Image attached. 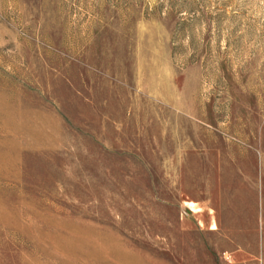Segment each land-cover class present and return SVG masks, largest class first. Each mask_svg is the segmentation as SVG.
Segmentation results:
<instances>
[{"label": "rangeland", "instance_id": "374dc122", "mask_svg": "<svg viewBox=\"0 0 264 264\" xmlns=\"http://www.w3.org/2000/svg\"><path fill=\"white\" fill-rule=\"evenodd\" d=\"M260 189L264 0H0V264H264Z\"/></svg>", "mask_w": 264, "mask_h": 264}, {"label": "crops", "instance_id": "0c3cea01", "mask_svg": "<svg viewBox=\"0 0 264 264\" xmlns=\"http://www.w3.org/2000/svg\"><path fill=\"white\" fill-rule=\"evenodd\" d=\"M237 182V181H236ZM238 183V182H237ZM240 186V185H239ZM261 190V193H262V198H263V196H264V189H260ZM217 193V190H216V192H215V194ZM230 193H235V194H247V192H246V190H245V187L243 188V189H239V187H237L236 185H230ZM203 204H204V202H203V197H200V217L202 216V213H203ZM218 204V203H217ZM217 206V205H216ZM216 210V209H215ZM210 211L211 212H213V210L212 209H210ZM247 215H239V213H237V211H236V214H235V216L234 215H229L228 216V218H232V217H236V218H239V217H246ZM221 216H220V214H218L217 213V211L216 212H214V216H213V223L209 226V227H207V222L205 221V226H206V230H209L210 232H216V233H218V232H221V234H223V236L226 238V239H229V240H231V236L233 237V229H232V227L231 226H225V227H223L222 226V224H221V228H219V225H220V222H219V220H217L218 218H220ZM263 217V216H262ZM238 221V220H237ZM200 223L201 224H203V222L202 221H200ZM238 226H240L241 227V229H244V228H253V226H251V224L247 227L246 226V224H242V225H238ZM240 232H238L237 234H239ZM231 235V236H230ZM226 239H224V241H223V246H224V248L222 249V251L224 252H232V248H229L228 247V242H227V240ZM233 253V252H232ZM231 253V254H232ZM239 256H241V254H239Z\"/></svg>", "mask_w": 264, "mask_h": 264}, {"label": "bare ground", "instance_id": "6f19581e", "mask_svg": "<svg viewBox=\"0 0 264 264\" xmlns=\"http://www.w3.org/2000/svg\"><path fill=\"white\" fill-rule=\"evenodd\" d=\"M129 263V262H128ZM123 264H127V263H123Z\"/></svg>", "mask_w": 264, "mask_h": 264}]
</instances>
